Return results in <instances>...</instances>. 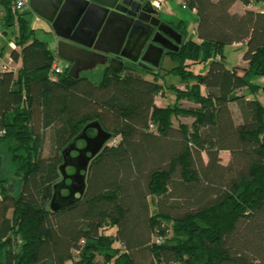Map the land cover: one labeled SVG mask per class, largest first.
Here are the masks:
<instances>
[{
    "label": "trees",
    "instance_id": "trees-1",
    "mask_svg": "<svg viewBox=\"0 0 264 264\" xmlns=\"http://www.w3.org/2000/svg\"><path fill=\"white\" fill-rule=\"evenodd\" d=\"M236 1L259 10L231 11ZM185 4L197 37L186 38L187 21L171 23L182 42L166 51L174 66L161 76L194 83L170 85L175 102L166 106L154 102L160 74L149 80L136 63L107 66L97 82L69 68L52 77L55 53L17 17L21 49L11 57L21 68L0 71V264H264V102L254 81L264 77V0ZM2 8L11 26L10 1ZM233 43L245 47L242 66L226 62ZM179 116L191 125H175ZM93 121L114 141L91 160L83 195L53 212L45 188L61 177L63 149ZM48 128L54 152L42 156Z\"/></svg>",
    "mask_w": 264,
    "mask_h": 264
},
{
    "label": "water",
    "instance_id": "water-1",
    "mask_svg": "<svg viewBox=\"0 0 264 264\" xmlns=\"http://www.w3.org/2000/svg\"><path fill=\"white\" fill-rule=\"evenodd\" d=\"M29 7L51 26L56 54L71 63L68 75L73 78L79 77L82 67L96 61L108 60L111 68L121 69L123 65L113 67L112 62L123 58L143 66L142 61L152 57L157 66L163 50H176L182 42V35L162 22L156 9L145 0H29ZM88 128L95 130L93 136L86 133ZM110 138L111 133L93 121L67 144L59 165L61 178L45 188L50 191L51 211H59L83 195L91 160ZM78 140L85 145L78 147ZM72 151L76 152L74 156ZM1 165L0 154V168ZM68 166L74 169L72 173H66ZM62 190L67 194L63 195Z\"/></svg>",
    "mask_w": 264,
    "mask_h": 264
},
{
    "label": "crops",
    "instance_id": "crops-1",
    "mask_svg": "<svg viewBox=\"0 0 264 264\" xmlns=\"http://www.w3.org/2000/svg\"><path fill=\"white\" fill-rule=\"evenodd\" d=\"M169 1H173V0H166V2H169ZM177 1H178V3L181 6V0H177ZM163 4L159 7V9L156 10L157 11V16H158V18H160V20L162 22L168 23L169 25H171V23L172 24L175 23L173 25H176V23L178 21L184 20V19H179L177 22H169L168 20L172 19L171 17H173V11L167 9L166 7L164 8ZM246 8H252V9H255V10H259V7L255 6V5L250 4L248 6H245L240 1L234 2L232 4V6L230 7V10L234 11V12L242 13ZM191 11H192V13L196 14L195 10H191ZM22 16L24 17V19H26L28 21L29 29L33 30L32 37H36L39 40L45 41L48 44L49 48L55 53V56H57V54H56V38L54 36V33L52 32L51 26L46 21H44L42 18H40L39 16L34 14L32 12V10L30 9V7L23 12ZM36 16L38 17V19L36 18ZM17 23H18L17 22V17H14V22H13V24L11 26H6V25L2 26L3 33H4V40L10 39V37L8 35L10 34L11 30L14 31V32H15V30L16 31L18 30V24ZM196 27H197V23L195 24V29H196ZM8 43H11L13 46L11 47L12 49L9 50V52H7V50H5V55H7V59H8V62L6 64L8 66H10V64L13 65V67H11V70H13L14 74L16 75L18 70L21 68V58L19 57L18 59H13L11 57V51L12 50H16L17 52H20L21 48L20 47L19 48H15V45H14L13 41L8 40L7 44ZM233 44L234 45H239V44H242V43H233ZM2 54H3V50L0 51V58H1ZM166 56L168 58H170L168 56V54L166 53V51L163 50V52H162V54L160 56V59H159V64L157 66H155L153 64L152 59H151L152 57L151 58L147 57V59L142 61L143 66H139V67L147 70L145 78H147L149 80L153 79L154 75H152L151 73L160 74L161 78L159 77L157 82L162 84L166 88L170 87V85H174L176 88L180 89L181 87H183L182 85L186 84V85L189 86L190 84H193L194 81H190L189 83H186V82L182 83V81L179 79L178 83H176V84L172 83V84L167 86L166 83L164 81H162L165 77L161 76V75L165 72L164 71L165 69L164 70H163V68L160 69V67H161L162 61L166 58ZM61 60H63V59H61ZM119 60H120L119 62H115V61L112 62V66L118 68L119 64L120 65H124V64L133 63V62H131V61L127 60V59H123V58H119ZM64 61H66V60H64ZM139 61H141V60H139ZM66 62H68V61H66ZM68 63H69V68H70L71 67V63L70 62H68ZM0 65H2V64L0 63ZM109 65H110V62L108 60L106 62H97L96 61L94 63L88 64V66H86V68L82 67L81 70L79 71L78 75H79V77H87V78H91V79L92 78L94 79V77L95 78L98 77L100 79L104 69L107 66H109ZM197 69L200 70L199 72H203L204 73L205 70H206V67L203 66V65H198V66H196V70ZM98 80H95V81L97 82ZM254 81H257L258 83L262 84L261 90H259L258 93L256 94V96L259 99L260 98L259 97L260 96V91L264 93V77L256 78V79H254ZM171 92L174 94V92L172 90H171ZM157 99H158V96L156 95L155 98H154V102H155V104L157 106H166V105L161 104L160 101H158ZM174 99H175V95H174ZM237 103L238 102H235V101L229 102V107L231 109L232 116H233L235 122L239 123V122L242 121V116L239 113L240 109L238 111L235 110V106H236ZM173 118L174 117H172V120H173ZM219 155H220V158H221V162L223 164H227L229 159H230L229 150L221 149L219 151ZM223 156H224V158H223ZM67 262H66V264H67Z\"/></svg>",
    "mask_w": 264,
    "mask_h": 264
},
{
    "label": "rangeland",
    "instance_id": "rangeland-1",
    "mask_svg": "<svg viewBox=\"0 0 264 264\" xmlns=\"http://www.w3.org/2000/svg\"><path fill=\"white\" fill-rule=\"evenodd\" d=\"M163 6H164V8L166 7L167 9L173 11V17H171L173 20L169 19L168 20L169 22H177L179 19H184L185 21L188 22V27H187L188 33H187L186 38L195 39L197 37L195 24L198 21V17L196 14L192 13L191 9H189V8L182 9V7L180 6V4L178 3L177 0L166 2L163 4ZM22 14L23 13H20V14L18 13L14 17H18ZM173 24H175V23H173ZM17 31L16 30H15V32L12 30L10 31V34L8 35L10 37V39L4 40V36L2 38H0V51L3 50V54L0 58L1 64H6L8 62L7 55H5V50H7V52H9V50L12 49L11 45H9V43L7 44L8 40L13 41L15 48L20 47V45L18 44L19 32H17ZM244 48L245 47L242 44H239V45L226 44V45H224L223 52H224V55L226 57V62L229 66H231V67L236 66V65L242 66V64H244L242 57H241ZM172 66H174V62L166 56V58L162 61L160 69L163 68V70L165 69L164 71H166L167 69L171 68ZM10 67H13V65L10 64ZM197 70L200 71L199 69H197ZM164 77H163L164 79L162 81H164L167 86L172 84V83L176 84L179 81V78L173 74H167ZM89 79H91V78H89ZM98 79H99L98 77H96V78L94 77V79L92 78L91 80L95 81ZM190 81H193V80H190ZM191 85L192 84H190L189 86L186 84L182 85L183 87H181L180 89L185 90V89L189 88ZM171 90L172 89L170 87L166 88L165 86H162L161 90L157 94V96H158L157 100L160 101V103L163 105H167V104L172 105L175 102V99H174V94L171 92ZM259 97H260L259 100L264 102V93L263 92L260 91ZM179 103L182 105V107L194 106V104L192 102L187 101L186 99H181L179 101ZM239 109H240V105H239V103H237L235 106V110L238 111ZM239 113L241 115L240 110H239ZM172 121L175 125H177L178 123H185L187 125H191L193 118L192 117L179 116L177 118L174 117ZM51 134H52V131L49 128L43 132V143H42V147H41V155L42 156H50L54 152V148H53L52 142H51ZM91 134H95V131H92ZM113 141L114 140L111 139L110 141H108V143H111ZM76 145L78 147H82L85 144H84V141L80 140L77 142ZM74 155H75V153L72 152L71 156H74ZM223 158H224V156H223ZM65 171H66V173H72L74 171V169L72 167L68 166L65 168ZM3 173H4L3 168H0V177L3 176ZM10 179H12V177H10ZM64 192H65V190H62V193H64ZM49 200L50 199L48 198V202H49ZM109 226H110L109 223L104 225L103 230L106 234H110L113 232V229ZM170 236H171V234H168L165 236V238L166 237L168 238ZM74 254H75V252H74ZM97 259L102 260V258L99 256L97 257ZM73 263L74 262H71V261L67 262V264H73Z\"/></svg>",
    "mask_w": 264,
    "mask_h": 264
},
{
    "label": "built area",
    "instance_id": "built-area-1",
    "mask_svg": "<svg viewBox=\"0 0 264 264\" xmlns=\"http://www.w3.org/2000/svg\"><path fill=\"white\" fill-rule=\"evenodd\" d=\"M2 1L3 0H0V38L4 36L2 29V19H3ZM9 1H10V10L14 16L18 13L19 14L23 13L26 9L29 8V0H9ZM145 1H148L150 5L156 10L159 9V7L166 2V0H145ZM181 7L183 9L187 8L185 4V0H181ZM36 18L38 19L37 16ZM9 45H11V47L13 46L11 43H9ZM68 68H69L68 62L61 60L58 56H55L51 64L49 74L52 77H55L62 74ZM10 69L11 67L6 64L0 65V71L10 70ZM149 127L153 128L154 125L150 123ZM3 132H4L3 130H0V135L3 134ZM156 241L158 242V239H156Z\"/></svg>",
    "mask_w": 264,
    "mask_h": 264
},
{
    "label": "flooded vegetation",
    "instance_id": "flooded-vegetation-1",
    "mask_svg": "<svg viewBox=\"0 0 264 264\" xmlns=\"http://www.w3.org/2000/svg\"><path fill=\"white\" fill-rule=\"evenodd\" d=\"M144 1V0H143ZM91 136H93V135H91ZM78 141H80V140H78ZM77 141V142H78ZM83 141V140H82ZM84 144H85V142H84ZM83 147V146H82ZM72 152H74V151H72ZM71 152V153H72ZM75 154H76V152H74ZM63 154V153H62ZM65 158H67V159H69L70 157L68 156V155H66L65 154ZM62 162H63V158H62ZM61 178V177H60ZM67 182H69V181H67ZM46 195L45 196H47V198L49 197V195H50V191H46V193H45ZM63 195H65V194H67V191L65 190V192L64 193H62Z\"/></svg>",
    "mask_w": 264,
    "mask_h": 264
}]
</instances>
